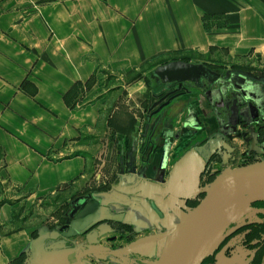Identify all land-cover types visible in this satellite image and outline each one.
<instances>
[{
    "label": "crops",
    "instance_id": "crops-1",
    "mask_svg": "<svg viewBox=\"0 0 264 264\" xmlns=\"http://www.w3.org/2000/svg\"><path fill=\"white\" fill-rule=\"evenodd\" d=\"M263 27L264 0H0V264L31 263L28 208L62 195L97 158L119 156L141 173L168 153L155 143L169 131L150 135L179 98L149 119L158 65L132 72L210 50L252 48L264 60ZM105 66L122 78L116 89L101 80Z\"/></svg>",
    "mask_w": 264,
    "mask_h": 264
},
{
    "label": "rangeland",
    "instance_id": "rangeland-1",
    "mask_svg": "<svg viewBox=\"0 0 264 264\" xmlns=\"http://www.w3.org/2000/svg\"><path fill=\"white\" fill-rule=\"evenodd\" d=\"M205 25L209 30L212 27L209 22ZM260 34L264 36V29ZM257 38L259 37L255 39ZM262 55V51L250 48L245 55L232 56L226 51L210 50L205 54L190 52L172 58L191 60L196 63L202 62L220 71L243 69L261 77L264 76ZM169 59L163 58L147 62L139 67V70L132 72L131 76L152 69L156 65L169 61ZM155 68L151 70L147 79L154 90L153 94L158 99L159 96L164 95L171 89L173 83H162L158 78L152 76ZM117 76L116 73L111 72V68L105 66V74L101 80L107 88L116 89L122 79ZM191 87L190 95L177 97L179 99L175 106L170 109V112L166 113L165 117L167 119H163L167 122L161 124L162 131H169V135H167L166 140L163 137L158 143L162 142L168 148V153L164 154L162 159L160 154L156 156V160L152 163L156 167L153 166L152 168L150 163L148 169L141 168V173L140 171L135 173L128 171L129 166L123 165V167L121 165V157L103 156L97 158L94 171H90V167H88L85 176L79 178L62 195L59 194L55 198L49 199L50 201H44L43 204L33 209L32 207L28 208L27 211L31 210L28 214H30V217L31 214L33 216L28 220L26 226L31 232L35 233L33 234L35 255L30 264H89L85 259L97 264H125L113 255L87 254L79 257V254L83 249L90 248L93 244L104 248L122 247L143 236H153V242L149 246L140 249L141 252L127 255L126 264H158V257L166 240L184 214L194 208L205 196L210 184L217 175L241 165L264 160V128H260L261 125L264 126V120L258 118L254 122L255 126L248 123L241 124L233 134H228L225 140L214 144L212 148L213 156L210 162L205 164L204 159L198 152L200 145L204 140H212L213 136L216 137L222 132L211 106V101L205 98L203 90L193 85ZM155 100L152 99L151 102ZM174 131L180 132L183 135L182 137L186 138L183 146L178 144L179 140L173 139L172 133ZM185 131L187 133H184ZM141 136H143L142 133ZM163 162L166 163L165 172H161L159 180H155L162 185L165 184V192L169 197L170 202H168L170 204L163 199L161 193L148 185L142 191L132 194L131 197L123 193L122 188L133 186L143 178L157 176V173H154L153 170ZM121 167L127 170L126 175L122 173ZM159 169L161 171V168ZM133 173L135 176H133ZM100 190L110 191L122 200L132 199L136 201L135 204L127 206L120 205L118 202L113 203L111 199L107 201L112 202L110 206L116 213L127 210L126 212L133 224H131L132 228H126L116 222L104 223L97 228L96 234L98 235L94 239L91 238L89 233H77L67 237L66 243L53 245L57 240L63 238L59 229L68 217L70 202L76 196L96 193ZM71 198L73 199L69 202ZM150 199H153L157 206L164 210V217H159L155 213L149 203ZM141 201H143L145 209ZM51 202L54 204L53 208L49 206L52 204ZM102 206L107 207L108 205L102 204ZM35 215L36 217H34ZM52 216L56 218H51ZM262 217H264V195L235 205L233 211L225 215L213 228L214 246H217V248L204 264H248L249 248L251 247L248 248L247 244L252 239L259 240L260 243L264 238V233L259 232L255 234V237L248 235V230L251 227L249 222L252 219L260 220ZM227 235L229 236L223 242L222 239ZM156 240H159V242H156ZM262 243L259 247L258 263L264 257V242Z\"/></svg>",
    "mask_w": 264,
    "mask_h": 264
},
{
    "label": "water",
    "instance_id": "water-1",
    "mask_svg": "<svg viewBox=\"0 0 264 264\" xmlns=\"http://www.w3.org/2000/svg\"><path fill=\"white\" fill-rule=\"evenodd\" d=\"M154 77L158 78L162 83H178V88L174 89L158 100L153 102L151 108L158 106L152 113L159 112L164 106L168 105L171 100L179 96L185 82H192L198 88L204 87V80L212 82L218 74L207 67L205 63L190 62L182 59L172 60L158 65L153 71ZM264 83V78L261 79ZM237 115L235 109L232 115L231 122L235 124L233 119ZM146 185H155L161 188V184L154 180H140L139 183L123 189V193L132 195L138 190L143 189ZM227 187H237L248 191H255L264 195V160L241 165L222 172L210 184L205 196L201 201L185 213L181 221L177 224L170 236L165 242L157 263H164L167 256V251L173 240L179 236L183 237L184 241V258L183 264H202L215 250L213 236V228L210 223L203 220L204 213L216 202L220 201L223 191ZM111 196L116 202L123 205L135 204V200H121L112 193H100V195ZM99 203L92 199V194H84L75 197L71 202V210L68 213L69 219L66 224L60 227V231H64L69 227V231L63 232L66 237L76 235L77 233L87 232L91 226L103 221L120 219L123 214H113L108 210V207L100 205L99 209L95 210L93 203ZM104 209V210H103ZM75 217V218H74ZM72 220V223L70 224ZM91 220L90 224L87 221ZM75 221H85L87 225L78 226ZM142 240L134 243L133 246H138ZM66 243V239H59L53 243ZM52 246V245H51ZM50 246V247H51ZM92 250H85L82 255H86Z\"/></svg>",
    "mask_w": 264,
    "mask_h": 264
},
{
    "label": "flooded vegetation",
    "instance_id": "flooded-vegetation-1",
    "mask_svg": "<svg viewBox=\"0 0 264 264\" xmlns=\"http://www.w3.org/2000/svg\"><path fill=\"white\" fill-rule=\"evenodd\" d=\"M206 65L208 68H210L215 73H217L218 76L212 82H209L207 79H205L203 82L204 87L199 88V89L203 90L205 98L207 100L211 101V106H212V108L215 112V115L217 117V121H218V124L220 127V131L222 132L219 135H217L216 137L213 136L212 140H208V139L204 140L203 143L200 145L198 152H199L200 156L204 159L205 164H208L211 160V157L213 156L212 148H213L214 144H217L221 140H225L227 138V135L231 134V133L233 134L235 129L239 128L241 124H247L248 123V124H252V126H255L254 122L258 118H263V120H264V83L261 81V79L264 78V76L259 77V76H256V75H254V74H252L246 70H243V69H226L225 71H220V70L215 69L214 67H212L208 64H206ZM188 83L191 85H189ZM192 85L195 86L194 83H192V82H185L183 85V89L180 91L181 94H179V96L190 95ZM177 88H178V83H173L171 86V89L168 92H170L174 89H177ZM160 97L161 96H159L158 99ZM158 99H156V100H158ZM173 100H171L170 103ZM155 101H153V102H155ZM153 102H151L150 105H148L149 107L147 108L149 119L150 118L152 119L153 117H157V115L165 107L164 106L159 112L152 114L159 106V105H157V106L151 108V110H149V108L152 106ZM235 109L237 110V115L235 117H233V119L236 121V123L232 124L231 118H232V115L234 114ZM161 124H164V121H162V120L157 121L156 128L151 133L150 137H153V136L158 137L162 133L163 127H161ZM148 128H149V124L146 125V129H148ZM260 128H264V126L261 125ZM142 133H143V136H146V135H144L146 133V130H144ZM179 136H180L179 133H177V134L173 133V138L179 137ZM158 147H159V143L157 145L155 144V149H158ZM121 169L123 170V167H121ZM122 173H125V172L123 171ZM133 176H135V175L133 174ZM143 179L148 180L147 178H143ZM148 186L156 189V191L161 193L163 199H165V201L168 204H170L169 203L170 202L169 197H168L167 193L165 192V190H166L165 184L164 185L161 184V188H159L155 185H148ZM128 187H126V188H128ZM126 188H122L121 190L123 191V189H126ZM138 191H140V190H138ZM138 191L136 193H138ZM141 191H142V189H141ZM108 192H110V191H107V190L101 191L100 190V191H97L96 193H87V194H92V199H95L99 202V203H96V202L93 203V207L95 210L99 209L100 205H102V204L108 205L107 206L108 210L111 213L123 214V216L120 219L103 221V222H99V223H96L93 226H91L90 229L85 233L86 234L89 233L91 235V238H93V239L96 238L98 235V234H96L97 228L101 224H104V223H115L116 222L122 226H125L126 228H132L131 227V224H132L131 220L129 218V215L126 212L127 210L126 211L123 210V211L116 213L115 211L112 210V207L110 206V204L112 202L116 203V201L111 196H108L105 194L100 195V193H108ZM110 193H112V192H110ZM112 194L114 196H116L114 193H112ZM129 196L131 197L132 195H129ZM116 197H118V196H116ZM110 199L112 202H107ZM127 200H130V199H127ZM127 200H124V201H127ZM149 203H150L152 209L155 211V213H157V215L159 217L165 216L164 210L162 208H159L153 199H150ZM118 204H120V203H118ZM141 204L142 205L144 204L143 201H141ZM143 206L145 209V205H143ZM70 208H71V206L68 209V213L71 210ZM68 219H69V216L66 217L63 225L67 223ZM75 222L77 223L78 226L82 227L84 225L90 224L91 220H88L87 224L85 223V221H75ZM71 223H72V220H71L70 224ZM249 223L251 226L248 230L249 236L255 237V234L258 232L264 233V217H262L260 220L252 219ZM67 231H69V227L66 228L64 231H61L63 238H65L66 241H67V237L63 234V232H67ZM85 233H82V234H85ZM228 236L229 235H227L224 239H222L223 242L226 240V238ZM63 238H61V239H63ZM152 239H153V236L152 237L151 236H143V237H140L139 239L132 241L131 244L127 243L125 246L114 247V248H104V247H99L97 244H93V246H91L90 248L83 249L82 252L79 254V257L85 256V255H82L85 250H92V252L88 253L89 255H91V254H93V255H113L114 257L119 258L122 262H125V264H126L127 263V255H129L131 253H135V252H141L140 249L149 246V244H151V242H153ZM140 240H142V242L138 246H133L135 242L140 241ZM157 241L159 242V240H156V242ZM262 242H264V238H263V241H261L260 243H259V240L252 239L251 242L249 244H247L248 248L251 247V248H249L250 249V255L248 257V264H264V257L261 260V262H259V263L257 262L259 254H260V251H259L260 248L259 247L263 244ZM163 248H162V250H163ZM216 248H217V246L215 247V249ZM162 250L160 251L158 260L160 258ZM209 257H207V258H209ZM207 258L204 260V262L207 260ZM85 261H88L89 264H97L95 262H91V261L86 260V259H85ZM204 262L202 264H204Z\"/></svg>",
    "mask_w": 264,
    "mask_h": 264
},
{
    "label": "bare ground",
    "instance_id": "bare-ground-1",
    "mask_svg": "<svg viewBox=\"0 0 264 264\" xmlns=\"http://www.w3.org/2000/svg\"><path fill=\"white\" fill-rule=\"evenodd\" d=\"M261 194L255 191H248L237 187H227L224 189L220 201L214 203L203 216L206 223H210L212 228L216 227L218 221H221L225 215L233 211L235 205L245 203ZM237 209V208H236ZM184 241L179 236L173 240L164 263L158 264H183Z\"/></svg>",
    "mask_w": 264,
    "mask_h": 264
}]
</instances>
